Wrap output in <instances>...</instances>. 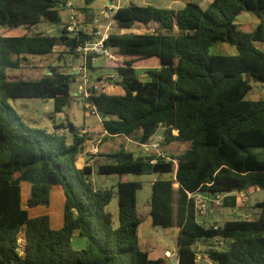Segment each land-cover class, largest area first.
Instances as JSON below:
<instances>
[{"label":"trees","instance_id":"trees-1","mask_svg":"<svg viewBox=\"0 0 264 264\" xmlns=\"http://www.w3.org/2000/svg\"><path fill=\"white\" fill-rule=\"evenodd\" d=\"M68 1L0 0V264H168L151 259L140 245L142 185L126 176L145 172L170 176L153 181L149 216L154 227L178 230V264H197L199 243L216 264H264V200L255 203L251 219L203 225L192 198L264 190V158L252 152L264 148V100L245 99L250 80L264 83V0H211L206 10L194 0L182 9L119 6L107 18L105 46L115 78L106 80L122 94L108 93L107 83L99 90L90 82L83 100L101 116L104 141L126 137L145 145L161 136V149L184 148L177 155H136L122 145L98 152L94 164H81L86 137L71 122L54 124L51 132L31 128L8 102L51 99L55 113H61L78 82L71 64L78 60L93 69L98 56L84 60L77 49L95 36L66 30L60 11ZM95 1L84 0V10ZM243 13L257 20L251 32L242 28L250 24L237 22ZM43 24L58 26V34L23 32ZM217 43L235 46L237 54L209 55ZM50 55L58 64L38 80L7 75L31 58ZM139 68L146 69V81ZM28 172L41 178L32 179L24 203L21 177ZM95 174L119 177L117 224L106 211L114 193L99 188ZM55 190L63 194V222L52 228L49 214L32 217L29 209L49 207ZM223 205L234 207V197L227 196ZM76 234L85 239L82 249L71 246ZM215 240L223 247L208 244Z\"/></svg>","mask_w":264,"mask_h":264},{"label":"rangeland","instance_id":"rangeland-1","mask_svg":"<svg viewBox=\"0 0 264 264\" xmlns=\"http://www.w3.org/2000/svg\"><path fill=\"white\" fill-rule=\"evenodd\" d=\"M73 3L74 11L77 13L78 20L80 22H84L80 19H85L86 22L89 24V27L92 28L95 25L97 20H100L106 26L108 24V20L106 18V13H104L105 5H108L107 0H96L92 3L87 10H84L85 4L84 0H71ZM211 0H194L202 9L206 10ZM186 0H118L116 5L123 6L128 5L130 3L138 4V5H153L159 8H170V9H182L185 4ZM71 10L66 8L60 11V15L62 18L63 24H66L69 20V15ZM105 17V18H104ZM237 22L242 23L243 25L250 24V27L243 26V30L245 32H251L256 26L257 20L256 18L249 14L243 13L237 17ZM28 34H32L33 32L36 33H50L57 35L58 34V26L53 24H43L31 31H23ZM114 32V31H113ZM132 32V31H126ZM135 33H144L145 30H135ZM125 33V31L121 32ZM111 52V51H110ZM209 55H225V56H233L237 54V49L235 46H231L230 44L226 43H217L212 45L208 49ZM30 63L24 65L23 68L20 69H9L7 70V75H9L12 79H23V80H38L45 74H50L48 69L49 66L57 65L56 55H50L47 57H40L36 56L30 59ZM114 61V59H112ZM111 59H107L103 56H98L93 61V69H89L87 71V75L91 83H94V86L98 87V89H102V85L107 83L106 79L115 76L114 70L111 68L114 64L112 63ZM79 65L78 60H75L70 67L72 69ZM111 65V67H109ZM146 69L139 68L137 70L139 78L146 81L148 79L147 75L145 74ZM98 78H101L99 80ZM82 82L80 76H78V82L72 84L71 88L74 93L79 90V86ZM93 85V84H92ZM251 89L247 93L245 99L249 101H260L264 100V83L259 81L250 80ZM106 91L110 94H122V89L115 83H107L104 85ZM82 95V94H81ZM77 96L73 95L70 104L64 108L63 112L55 113V102L54 100H42V99H10L8 102L9 104L15 109L18 116L21 120L31 128H38V129H46L48 131L54 130V124L58 125H67L68 122H71L77 130L82 132L84 129L86 130V149L85 153L89 159H93L96 161V156L98 153H92L90 151L92 146L98 145L100 147L101 152L106 153L113 150L119 149L123 144L124 146H128L130 151L134 152L136 155L145 154L144 149L141 145H137L133 142V140L126 137H119L114 139H108L105 141H98L91 142L89 139L94 136L98 135L103 131L102 125V118L101 116L96 113L93 114L94 109L89 103H85L83 100L84 96ZM95 112V111H94ZM54 116V119L51 118ZM60 131L67 133V128H63ZM103 133V132H102ZM101 133V134H102ZM68 134V133H67ZM183 146H176L175 149L173 147H167L164 149H159V153L150 150V153H155L156 155H170L179 153V150L183 149ZM252 152L256 153L258 156L264 158V148H255L252 149ZM148 154V153H146ZM148 154V155H149ZM94 161V162H95ZM83 162H81L82 164ZM170 177L167 174L160 175L151 172H145L141 175H127L126 179L129 181H138L141 183L142 187L138 190L137 193V209L139 216L142 220L138 228V236L139 241L142 249L149 252L151 257L159 252V249L164 251L165 248L173 249L175 248L174 243H170L165 237H163L159 231H157L151 222V218L149 216L150 207H149V200L152 194V183L153 181L157 180L158 178H168ZM41 178L40 174H35L32 176L31 172L25 173L21 177V184L23 187V197L24 203L27 202L29 194H30V183L32 179H39ZM118 176H102V175H94V183L99 188H107L113 191V198L110 204L107 206L106 211L112 215L114 224H117L118 219V202L116 192V183L118 181ZM204 196L207 194L200 193ZM233 194V193H232ZM250 200V204L254 205L259 201L264 200V190H253L248 194L247 197ZM62 199L63 195L60 191H53L51 194V202L49 207H35L29 209V214L32 217L41 216L44 214H49L50 216V223L52 228L58 227V218L60 214L62 215ZM242 201V200H241ZM231 202V200L229 201ZM246 201H242L244 203ZM210 209V205H208ZM245 207L241 205L240 208L231 207L224 205L222 206V216L217 217L218 221H230V220H241V219H251L253 217L252 212L244 211ZM254 211V208H253ZM199 223H203V217L197 216ZM171 235L176 236V232L173 229H167ZM173 232V233H172ZM75 240V239H74ZM76 241L71 242V246L74 249L76 246ZM152 247H156V250H152Z\"/></svg>","mask_w":264,"mask_h":264},{"label":"built area","instance_id":"built-area-1","mask_svg":"<svg viewBox=\"0 0 264 264\" xmlns=\"http://www.w3.org/2000/svg\"><path fill=\"white\" fill-rule=\"evenodd\" d=\"M66 7L68 9L71 10V13L69 15V20L66 24H64V27H66V30L73 36L76 35L79 32H83V33H89L90 31H93V34L95 36V39L93 41H88L86 42L84 45L80 46L77 49V52L81 55V57L86 60V58L88 56H103L107 59H113L111 52L109 51V49L105 46V42L109 39V22L108 24L105 26L103 22H101L100 20H97L95 23V26L93 28H90L85 22H80L78 20L77 17V13L74 11L73 9V3L71 0H69L66 3ZM119 8L118 5L116 4H111L110 6L106 7V16L109 18L111 17L114 12ZM73 71H75L82 79V82L80 84V92L79 94L81 96L86 97L88 95V86L90 83L89 77L87 75V68L85 67V65H77L75 66L73 69ZM113 78H115L114 76H111ZM97 88V87H95ZM94 109L93 114L98 113L94 107H92ZM82 134H86V131L83 130L82 132H80ZM107 135V132L104 131L100 137L98 141V143L101 142V140L103 139V137ZM163 140V138L161 136H158L154 141H151L149 144H145V145H141L144 149L145 153H149L150 150H154L156 152L159 153V149H160V143ZM85 145V144H84ZM98 145L92 146L90 151L92 153H98ZM86 146H84V152H85ZM158 155H162V154H158ZM202 194L197 193L195 195L192 196V198L195 199L196 202V208L198 211V214L200 215H204L207 212V206H208V202L207 201H203V199L199 196ZM235 195L237 196V198L239 200L242 201H246L248 198V194L244 191H238L235 192ZM191 196V195H189ZM229 196L227 194H216L213 195V204L217 205V206H221L224 203V199ZM166 256L170 257V252H166L165 254Z\"/></svg>","mask_w":264,"mask_h":264},{"label":"crops","instance_id":"crops-1","mask_svg":"<svg viewBox=\"0 0 264 264\" xmlns=\"http://www.w3.org/2000/svg\"><path fill=\"white\" fill-rule=\"evenodd\" d=\"M108 5L110 6L111 4H110V2H108ZM106 7H107V5H105V9H104V13H106ZM78 16V15H77ZM79 17V16H78ZM106 18H108L107 16H106ZM80 20H82V21H84L88 26H89V24L86 22V20L85 19H80ZM95 25H93L92 26V28L94 27ZM79 90H80V86H79ZM78 90V94H79V91ZM105 90H106V88H105ZM75 96V95H77V93H72V96ZM85 130V129H84ZM86 131V130H85ZM102 132H104V130L102 131ZM101 132V133H102ZM101 133H99L98 135H94V136H92L90 139H89V141H91V142H94V141H96V140H99L100 139V137H101ZM119 138V137H118ZM114 139V138H113ZM127 140H129V139H127ZM102 141V140H101ZM104 141V140H103ZM134 142V141H133ZM135 144H137V142H134ZM85 145L84 146H86L87 145V142L85 141V143H84ZM124 145V144H123ZM138 145V144H137ZM125 148L126 149H130L128 146H126L125 145ZM98 152H99V154L101 153V154H104L103 152H101V150H100V147H98ZM98 159H100V156L97 154V156H96V161L98 160ZM80 160L82 161V162H86L87 164H94L95 162V160H91V159H89L88 157H87V155H86V153L84 152V154L80 157ZM253 190H259V188L258 187H251L250 189H249V192H248V194L251 192V191H253ZM58 191H60V193L62 194V191L61 190H58ZM63 195V194H62ZM202 199H203V201H207L208 202V205H210V209L208 208V206H207V212H206V214H204V215H200L199 214V216H201V217H203V223H201V224H203V225H221V224H223L224 222H226V220L225 221H223L222 223H221V221H218L217 220V217H219V216H222L223 215V213H222V206H224V205H221V206H217V205H215V204H213L212 202H213V195L212 196H209V195H207V196H204V195H199ZM229 197H234V199H235V207L236 208H240L241 207V205L242 206H244L245 207V209H244V211L245 212H247V211H250V212H252V214H253V206L255 205H252V204H250V200L249 199H247L246 200V202H244V203H242V201L241 200H239L238 198H237V196L235 195V192L233 193V194H230L229 195ZM62 203H63V199H62ZM231 203V202H230ZM224 204V203H223ZM63 205V204H62ZM61 210H62V207H61ZM62 222H63V220H62V215L60 214V216H59V218H58V227H60L61 225H62ZM154 227V226H153ZM57 228V227H56ZM155 228V227H154ZM173 231L174 232H176L175 234H176V236L175 235H171V233L170 232H168V230L167 229H164V235L167 237V239H168V241H170V243H174V247L175 248H173V249H170V248H165L164 249V251H162V250H160L159 249V252H157V254L156 255H154L153 257H151V255H150V253H149V257L151 258V259H164L166 262H168V264H178V258H177V240H178V230L177 229H173ZM173 233V232H172ZM75 239V240H74ZM73 241H76V244H75V249H82L84 246H85V244H86V242H85V239L83 238V237H81L80 235H78V234H76L74 237H73V239H72ZM208 244H213V245H216L217 247H223V242L222 241H212V242H209ZM197 249L200 251V253L198 254V256H197V264H216V263H214L213 261H211L209 258H208V256L204 253V251L207 249V247H206V244H203V243H199L198 245H197ZM152 250H156V247H152ZM166 252H170V257H168V256H166L165 254H166Z\"/></svg>","mask_w":264,"mask_h":264},{"label":"water","instance_id":"water-1","mask_svg":"<svg viewBox=\"0 0 264 264\" xmlns=\"http://www.w3.org/2000/svg\"><path fill=\"white\" fill-rule=\"evenodd\" d=\"M110 4H112L111 2H110ZM58 47L57 46H55L54 47V50H56ZM99 171V168H98V166H95V173H97ZM155 229L157 230V231H159L160 232V234L163 236V237H165L166 239H167V237L164 235V228H161V227H159V226H155ZM168 240V239H167ZM173 243V242H172Z\"/></svg>","mask_w":264,"mask_h":264}]
</instances>
